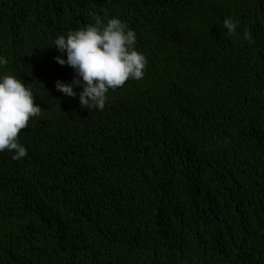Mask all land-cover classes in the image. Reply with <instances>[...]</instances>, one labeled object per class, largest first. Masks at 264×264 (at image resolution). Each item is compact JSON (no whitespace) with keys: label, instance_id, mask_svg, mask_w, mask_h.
<instances>
[{"label":"trees","instance_id":"trees-1","mask_svg":"<svg viewBox=\"0 0 264 264\" xmlns=\"http://www.w3.org/2000/svg\"><path fill=\"white\" fill-rule=\"evenodd\" d=\"M93 14L148 60L102 111L55 87ZM0 56L41 106L0 152V264H264V0H0Z\"/></svg>","mask_w":264,"mask_h":264},{"label":"clouds","instance_id":"clouds-1","mask_svg":"<svg viewBox=\"0 0 264 264\" xmlns=\"http://www.w3.org/2000/svg\"><path fill=\"white\" fill-rule=\"evenodd\" d=\"M93 19L94 23L85 28L69 30L53 41L60 53L54 57L55 61L62 66H70L75 73L70 83L57 80L55 87L70 98L77 97L74 88L82 89L78 94L80 106L89 111H102L110 90L122 87L129 79L138 81L144 77L148 60L137 50L136 33L126 22L118 17L108 18L105 22L96 14H93ZM239 26L238 19L227 17L223 21L229 37L237 35ZM244 39L255 43L248 30L244 32ZM6 64L7 60L0 56V67ZM151 87L155 91L160 90ZM186 111L187 100L178 98L170 113L185 117ZM40 112L41 106L30 87L11 73L0 75V152L7 150L13 153L12 159L17 161L25 158L28 150L18 137L21 138V130L29 126L30 118L39 116Z\"/></svg>","mask_w":264,"mask_h":264}]
</instances>
